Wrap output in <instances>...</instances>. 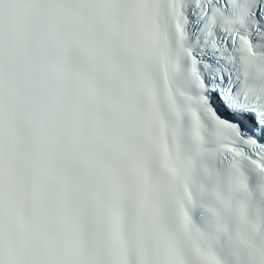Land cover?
Segmentation results:
<instances>
[{
	"label": "snow or ice",
	"instance_id": "1",
	"mask_svg": "<svg viewBox=\"0 0 264 264\" xmlns=\"http://www.w3.org/2000/svg\"><path fill=\"white\" fill-rule=\"evenodd\" d=\"M0 264H264V0H0Z\"/></svg>",
	"mask_w": 264,
	"mask_h": 264
}]
</instances>
